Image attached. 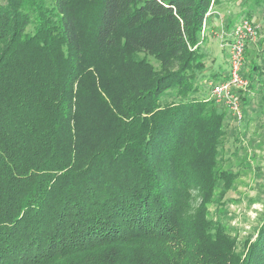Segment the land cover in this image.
<instances>
[{
	"label": "trees",
	"instance_id": "trees-1",
	"mask_svg": "<svg viewBox=\"0 0 264 264\" xmlns=\"http://www.w3.org/2000/svg\"><path fill=\"white\" fill-rule=\"evenodd\" d=\"M221 2L0 0V264H264V215L241 250L208 217L236 177L201 88Z\"/></svg>",
	"mask_w": 264,
	"mask_h": 264
},
{
	"label": "rangeland",
	"instance_id": "rangeland-1",
	"mask_svg": "<svg viewBox=\"0 0 264 264\" xmlns=\"http://www.w3.org/2000/svg\"><path fill=\"white\" fill-rule=\"evenodd\" d=\"M222 1L216 19L211 25L205 22L200 34V51L205 55L202 89L210 90L209 82L223 79L230 71L227 47L222 42L230 39L232 27L229 23L238 21L247 12V16L258 26V37L248 43L241 70L249 82L239 96L243 118L238 121L228 111L225 135L219 146V168L236 173V177L224 194L219 182L208 205V217L220 221L226 232L236 238L241 250L242 242L255 236L264 215V91L256 93L250 76L251 65L259 62L263 53L264 6L259 7L251 0ZM242 5L244 9L250 5L256 7L243 13ZM210 29L214 32L211 33Z\"/></svg>",
	"mask_w": 264,
	"mask_h": 264
},
{
	"label": "built area",
	"instance_id": "built-area-1",
	"mask_svg": "<svg viewBox=\"0 0 264 264\" xmlns=\"http://www.w3.org/2000/svg\"><path fill=\"white\" fill-rule=\"evenodd\" d=\"M210 32L213 33L214 30L210 29ZM229 36V40L222 42L227 47L230 71L223 79L209 82L210 96L216 103L225 106L231 115L240 121L243 118L240 91L249 84L241 70L245 62V50L248 43L256 41L258 37V26L249 17L244 16L234 24Z\"/></svg>",
	"mask_w": 264,
	"mask_h": 264
},
{
	"label": "crops",
	"instance_id": "crops-1",
	"mask_svg": "<svg viewBox=\"0 0 264 264\" xmlns=\"http://www.w3.org/2000/svg\"><path fill=\"white\" fill-rule=\"evenodd\" d=\"M221 3H223V1L221 2ZM219 6L220 5H215L214 6V9H213V11H214V13L206 20V23H208L209 22V24L211 25L212 24V22L216 19V15H217V11H219L218 10V8H219ZM247 11V10H246ZM246 14V13H245ZM245 15H242V17H244ZM237 22V20H234L233 21V23H229V27H233L234 26V24ZM213 30V29H212Z\"/></svg>",
	"mask_w": 264,
	"mask_h": 264
}]
</instances>
